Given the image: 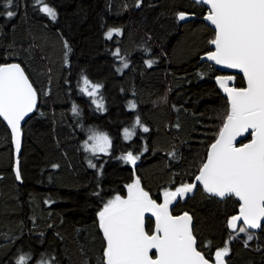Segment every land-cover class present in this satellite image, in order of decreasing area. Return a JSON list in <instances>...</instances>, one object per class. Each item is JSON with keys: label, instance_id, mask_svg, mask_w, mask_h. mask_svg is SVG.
Wrapping results in <instances>:
<instances>
[{"label": "trees", "instance_id": "trees-1", "mask_svg": "<svg viewBox=\"0 0 264 264\" xmlns=\"http://www.w3.org/2000/svg\"><path fill=\"white\" fill-rule=\"evenodd\" d=\"M44 3L55 9V20L36 0H11V7L0 0V65L20 64L38 95L23 127L19 179L12 134L0 118V264H16L25 253L28 264L42 257L102 264L104 204L127 198L137 179L162 203L165 190L193 183L217 139L229 104L214 82L221 73L200 63L215 31L200 20L180 22L181 12L207 14L192 0ZM112 29L120 34L108 39ZM83 77L102 85L94 98L81 91ZM235 86L245 87L244 79L237 77ZM136 117L149 131L136 127L127 141L124 129ZM94 132L110 137L109 154L85 150ZM129 151L139 156L134 166L121 159ZM238 212L234 196L219 200L199 188L173 214L192 216L198 249L209 261L227 245L228 264H264V227L256 234L233 231L228 222ZM147 229L151 234L152 221Z\"/></svg>", "mask_w": 264, "mask_h": 264}, {"label": "snow or ice", "instance_id": "snow-or-ice-1", "mask_svg": "<svg viewBox=\"0 0 264 264\" xmlns=\"http://www.w3.org/2000/svg\"><path fill=\"white\" fill-rule=\"evenodd\" d=\"M198 2L209 6L204 19L215 27L214 39L210 41L215 50L207 55V59L217 65L239 69L247 80V87H228L226 82L234 80L233 76L218 78L220 87L227 93L229 108L195 180L213 196L238 198L239 215L231 217L228 227L236 231L237 222L242 220L245 226L239 227V231L247 233L248 229L261 228L264 221V0ZM36 3L41 5V12L56 19L53 7L44 0H36ZM6 7H11V0H6ZM6 15L11 18L14 12L7 11ZM186 18L185 13H178L180 21ZM114 33L119 35L120 30H109L107 38L111 39ZM115 54L119 56V50ZM148 66L151 67L150 61ZM123 67L127 68L128 64L124 62ZM101 87L83 77L81 91L86 95L94 98ZM36 102L37 92L23 68L15 63L0 65V117L11 127L17 152L20 149V122L35 110ZM92 102L98 109L103 108L102 101L93 99ZM135 107L134 103L130 105L132 109ZM73 112L78 114L76 106H73ZM136 127L143 132L149 131L136 117L132 129H124L125 139L134 135ZM249 130L250 142L236 146L237 137ZM89 139L96 141L89 149L93 154L108 153L111 140L106 134H94ZM121 159L134 166L139 156L129 151ZM91 166L95 167L94 164ZM127 188V198L115 196L98 213L99 228L106 241L102 264H209L197 249L191 228L192 217L187 213L173 216L169 211V205L176 197L191 193L196 188L195 183L182 184L174 191L165 190L162 204L149 196L140 186L139 179ZM146 213L155 217L151 234L145 230ZM247 239H253V235L249 234ZM153 249L157 253L155 258L150 255ZM228 254L227 245L216 250L214 264H225L224 257ZM30 260L31 253L21 254L16 264H28ZM36 264H50V261L42 257Z\"/></svg>", "mask_w": 264, "mask_h": 264}, {"label": "water", "instance_id": "water-1", "mask_svg": "<svg viewBox=\"0 0 264 264\" xmlns=\"http://www.w3.org/2000/svg\"><path fill=\"white\" fill-rule=\"evenodd\" d=\"M194 3H196V4H198V5H203V6H205L206 8H207V14H208V10H209V6L208 5H206V4H203V3H200V2H198V0H192ZM206 14V15H207ZM205 15V16H206ZM204 16V17H205ZM186 19L185 20H183V21H180L182 24H186V23H189V22H191V21H198V20H200V21H203L204 23H206L210 28H212L214 31H215V27H214V25H212L209 21H207L206 19H204V17L203 18H199V17H197L196 15H190V14H186ZM215 50V46L214 45H212V51H214ZM211 51V52H212ZM209 54V53H208ZM208 54H206V55H204V56H202L201 57V60H200V63L201 64H205V63H208V64H211L212 66H214L215 67V69L218 71V72H220L221 73V75H219L216 79H215V84H216V86H217V88L219 89V91L222 93V95H223V97L224 98H226L227 99V101H228V96H227V93L224 91V89L223 88H221L220 87V84L218 83V78L219 77H221V76H233L234 77V80H232V81H227L226 83H227V86L228 87H236L235 85H236V78L237 77H242L243 79H244V81H245V87H247V80H246V78L244 77V74L239 70V69H235V68H228V67H226V66H224V65H217V64H215V62L214 61H210V60H208L207 59V55ZM13 64V63H12ZM15 64H18V63H15ZM20 65V64H19ZM21 66V65H20ZM21 68H23L22 66H21ZM24 70V69H23ZM24 73H25V75L27 76V74H26V72H25V70H24ZM28 77V76H27ZM28 79H29V77H28ZM29 82L31 83V81H30V79H29ZM32 84V83H31ZM33 85V84H32ZM35 89V88H34ZM229 104V103H228ZM37 105H38V95H37V102H36V108H37ZM36 108H35V110L34 111H32L31 113H29L28 115H26L25 117H24V119L20 122V131H21V136H20V149H19V152H17V150H16V144H15V138H14V136H13V134H12V131H11V127L7 124V122L3 119V117H0L1 119H2V121L6 124V126L8 127V129L10 130V132H11V134H12V138H13V145H14V155H15V159H16V174H17V172H19L20 173V157H21V153H22V145H23V139H24V135H23V127H24V125L26 124V122L30 119V117L34 114V112L36 111ZM250 132H251V130H249V132H247V133H244L243 135H241V136H239V137H237V140H236V146H242V143H245L247 140H248V138L250 137ZM248 142H250V141H248ZM247 143V142H246ZM208 154V153H207ZM207 158V157H206ZM206 162V161H205ZM193 183H195L196 184V188L191 192V193H187L185 196H183V197H176V199L169 205V211H170V213L173 215V216H179V215H174L173 214V211H174V209H175V207L181 202V201H183V200H187V199H190V198H192L197 192H198V190H199V188H201V189H203V186H202V184H200V182L199 181H196V180H194L193 181ZM219 200H224V199H226L227 197H225L224 199H221V198H219V197H217ZM236 198V197H235ZM237 200H238V198H236ZM163 201H164V199H163ZM163 201H162V203H163ZM239 201V200H238ZM161 203V204H162ZM240 203V202H239ZM188 215H190L189 213H187ZM181 215H183V214H181ZM237 215H239V212H238V214ZM191 216V215H190ZM192 217V216H191ZM148 221H152L153 223H154V227H155V217L154 216H152L151 215V213H146L145 214V230L146 231H148ZM242 226H245V225H243V221L241 220V221H238L237 222V229H239V227H242ZM263 227H264V221H262L261 222V228H259V229H248V231L250 232V233H254V234H256V233H260L262 230H263ZM191 228H192V231H193V234H194V220H193V218H192V221H191ZM101 230V233H102V235H103V231H102V229H100ZM154 230V229H153ZM150 234V233H149ZM195 236V235H194ZM197 241V240H196ZM197 249H198V242H197ZM199 250V249H198ZM156 250L155 249H153L152 250V252L150 253V255H152L153 256V258H155V256H156ZM224 260H225V264H228V262H227V259L224 257ZM214 261H215V259H214ZM214 261H209V264H214Z\"/></svg>", "mask_w": 264, "mask_h": 264}, {"label": "rangeland", "instance_id": "rangeland-1", "mask_svg": "<svg viewBox=\"0 0 264 264\" xmlns=\"http://www.w3.org/2000/svg\"><path fill=\"white\" fill-rule=\"evenodd\" d=\"M96 95H97V94H96ZM94 134H105V133H102V132H94L93 135H94ZM106 135H107V134H106ZM107 136H108V135H107ZM133 136H134V135H133ZM133 136H132L131 138L127 139V141L131 140V139L133 138ZM108 137H109V136H108ZM109 139H110V137H109ZM110 140H111V139H110ZM95 143H96V141L90 139V140H89L87 143H85V145H84L85 150H86L88 153L93 154V152L90 151L89 149H90ZM110 151H111V147H110V149L108 150V153H107V154H109ZM96 154H98V155H105V153H102V152H97ZM236 232H239V229H237ZM248 232H249V231H248ZM252 234H254V233H252ZM50 264H54V263H52V262L50 261Z\"/></svg>", "mask_w": 264, "mask_h": 264}, {"label": "flooded vegetation", "instance_id": "flooded-vegetation-1", "mask_svg": "<svg viewBox=\"0 0 264 264\" xmlns=\"http://www.w3.org/2000/svg\"><path fill=\"white\" fill-rule=\"evenodd\" d=\"M226 258V257H225ZM215 259V258H214ZM227 259V258H226ZM214 261V260H213ZM228 262V261H227Z\"/></svg>", "mask_w": 264, "mask_h": 264}]
</instances>
